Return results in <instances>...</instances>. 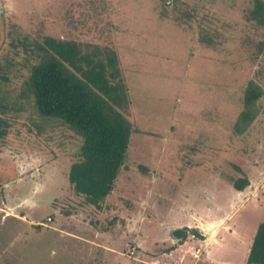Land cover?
<instances>
[{
    "label": "rangeland",
    "instance_id": "rangeland-1",
    "mask_svg": "<svg viewBox=\"0 0 264 264\" xmlns=\"http://www.w3.org/2000/svg\"><path fill=\"white\" fill-rule=\"evenodd\" d=\"M253 1L0 0V264H108L112 237L96 236V246H88L89 226L114 234L121 226L122 213H94L70 186L81 134L38 112L29 67L45 36L115 57L133 130L110 199H136L154 174L155 187L171 176V194L184 181L190 199H209L205 214L221 216L234 199H248L213 254L242 264L264 219V23L250 12ZM246 86L261 91L242 119ZM234 184L246 185L238 197ZM67 233L81 236L76 250ZM189 236L184 248L201 244L200 236ZM136 246L128 235L118 247L126 264L149 260ZM181 249L161 262L208 263L203 253L196 260Z\"/></svg>",
    "mask_w": 264,
    "mask_h": 264
},
{
    "label": "trees",
    "instance_id": "trees-1",
    "mask_svg": "<svg viewBox=\"0 0 264 264\" xmlns=\"http://www.w3.org/2000/svg\"><path fill=\"white\" fill-rule=\"evenodd\" d=\"M253 9L258 22L264 23V0H254L251 14ZM38 48V59L29 67L38 112L60 117L81 134L79 157L70 165L67 179L95 213L113 190L133 130L123 113L128 102L126 87L117 79L112 52L104 56L100 48L85 49L75 41L52 36H45ZM257 90L246 86L242 119L248 109L253 111L251 103L260 97L261 90ZM234 186L240 190L246 185ZM187 231L199 236L187 228L181 240ZM247 262L264 264V219L255 230Z\"/></svg>",
    "mask_w": 264,
    "mask_h": 264
},
{
    "label": "crops",
    "instance_id": "crops-1",
    "mask_svg": "<svg viewBox=\"0 0 264 264\" xmlns=\"http://www.w3.org/2000/svg\"><path fill=\"white\" fill-rule=\"evenodd\" d=\"M12 1L16 2L17 0ZM170 154L172 155L171 151ZM123 166L124 164L119 169V172L116 176V181L118 176L123 171ZM156 175L154 174L152 179L149 178L151 181L148 180L147 183H141L142 188L138 190L136 199H129V195H124L125 199H110V195L112 194L113 190L111 191V193L104 200L105 206L103 209L110 210L111 208L116 211L114 212L115 214L117 212H119L120 215L121 213L123 214L120 216V220H117L120 221L121 226L115 227V229H120V231L118 234H114L110 232V227H101L100 229H95L89 226L93 237L90 239L87 237L88 246L90 244L95 245L96 236L100 241H103L102 236H104V238L105 236L112 237L111 240L109 239L111 242H109L108 245L104 242L107 245V251L110 255V261H108V264H126L118 250V247L121 246V244L124 242V239L126 240L129 235L131 240L136 241V247L141 251L139 254H142L144 257L149 259L148 261H140L143 262L142 264H167L166 262H161V255H168L169 258H172L173 253L176 252V250L177 252H180L179 249L182 248L184 251H182V249L181 251L186 254V252L191 251L192 247H200V255L203 253L202 259H204V261H208V263L204 262L200 264H236L232 261H217L214 256L217 253V248L214 247L220 243V237L222 235L227 233V237H229L232 234L233 226L229 220L238 213L240 207H242L248 199H234L237 201V204H232V208L221 216H217L214 212H207V214H205L204 211L205 208L207 209V203H209V199H190V190L188 189L190 187L186 185L185 190V184L183 183L184 181L178 183L176 187L174 186V190L177 189V193L174 192L171 194L170 185L166 183V180L175 179L174 177H171L170 175V177H168L163 173L159 175L160 180H162L163 175L165 176L161 188H159L160 186L155 187L154 181ZM175 182L172 184H175ZM251 187H254V184H252ZM126 188L127 187H125L124 194H128V190H126ZM207 192L208 189L206 190V193L202 191V196L208 195ZM234 192L237 197L240 196V190L234 189ZM233 198H235V196ZM110 204L111 206H109ZM18 215L24 216L23 213ZM113 217L116 219L119 217V215L116 214L113 215ZM29 219L33 221L35 218L32 217ZM58 219H61V217ZM258 224V222L255 224V230ZM187 228L195 230L200 238H202L200 245L195 246L192 244L188 249L184 248L185 243L188 241V239H186L189 236L188 234H190L189 237H191V233L187 231L186 238L181 240L183 236L182 233ZM56 232L60 237L65 236V234H63L60 229H57ZM67 235L70 236L67 238L71 241L69 248H71L73 244L72 248L73 250H76L74 247L78 246L77 243H82V238L80 239L81 236L76 233H67ZM193 238L197 239V236L194 235ZM56 243L57 246H65L68 244L66 242ZM249 247L250 245L246 249V255L243 257V259L241 258L240 262H242V264H244V262L245 264H248L247 258ZM200 255L195 259H199ZM75 257L76 256L73 255V258ZM167 260L168 258L166 261ZM184 260L185 258L183 261ZM75 263L77 264L78 262Z\"/></svg>",
    "mask_w": 264,
    "mask_h": 264
},
{
    "label": "built area",
    "instance_id": "built-area-1",
    "mask_svg": "<svg viewBox=\"0 0 264 264\" xmlns=\"http://www.w3.org/2000/svg\"><path fill=\"white\" fill-rule=\"evenodd\" d=\"M191 237H194L193 234H191ZM201 252V248L200 247H192L190 254L192 255V257L194 258H198Z\"/></svg>",
    "mask_w": 264,
    "mask_h": 264
}]
</instances>
